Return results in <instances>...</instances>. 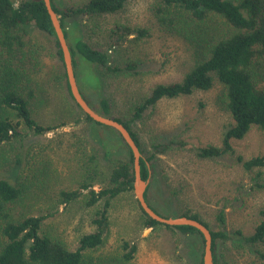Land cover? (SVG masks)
<instances>
[{
	"label": "rangeland",
	"instance_id": "1",
	"mask_svg": "<svg viewBox=\"0 0 264 264\" xmlns=\"http://www.w3.org/2000/svg\"><path fill=\"white\" fill-rule=\"evenodd\" d=\"M82 1L54 0L58 6ZM152 2L129 0L117 13L67 20L68 27L106 51L111 57L110 63L119 68L109 72L103 66L84 64L76 56V80L86 99L96 105L100 98H108L114 117L129 119L132 104L156 83L179 80L194 60L191 45L159 25L151 10ZM116 24L145 27L149 33L142 38L130 34L128 41L112 46L109 32ZM27 38L36 43L43 54L41 67L39 65L41 88L32 102L33 113L43 123L66 121L67 124L43 135L27 134L24 129L14 146L4 145L2 155L7 160L2 156L0 163L9 171L7 175L17 176L19 181L33 174H37L39 181L37 194L24 197L13 212L47 215L45 232L75 248L79 236L95 229V214L102 206L87 207L83 198L64 205L56 198V192L77 186L83 172L79 161L83 149L91 155L98 152L97 163L103 170L120 158L126 159L128 151L119 135L108 126L84 120L73 122L79 110L65 87L55 80L61 63L57 57H52L54 38L33 24L29 26ZM130 60L137 63L134 70L125 69ZM222 89L215 79L208 90L162 98L145 109L140 119L129 123L139 137L142 156L151 158L148 161L149 202L163 215L172 217L189 209L198 213L210 229L223 231L228 238L217 243L218 264H264V258L255 247L251 249L239 237L250 235L261 219L264 166L245 170L237 159L262 153L264 132L254 125L242 138L231 141L232 151L212 158L196 155L200 146L221 145L223 131L231 121L222 102ZM72 134L84 138L86 143L80 146L82 150ZM20 156L23 162L17 165ZM42 160L44 163L37 165ZM46 160L50 163H45ZM220 211L223 212L222 223L217 219ZM106 215L104 243L90 251V256L119 257L128 250L129 244H135L129 264H197L200 259L197 234L164 226L143 227L134 193H123L115 198ZM124 243H128L127 248ZM256 249L264 250V243Z\"/></svg>",
	"mask_w": 264,
	"mask_h": 264
},
{
	"label": "trees",
	"instance_id": "2",
	"mask_svg": "<svg viewBox=\"0 0 264 264\" xmlns=\"http://www.w3.org/2000/svg\"><path fill=\"white\" fill-rule=\"evenodd\" d=\"M129 0H84L75 5L58 6L54 0L51 5L59 16L71 55L76 76V56L84 64L103 66L109 72L118 71L111 62L110 55L102 48L84 40L67 25V20L83 16L105 13H117ZM151 10L159 25L167 32L186 40L193 49L191 66L177 81L156 83L148 93L131 107V117L123 119L111 115V101L102 97L97 104L86 99L84 90L79 89L92 108L99 113L121 122L129 130L141 154L143 150L138 135L132 130L129 121L140 119L145 109L154 106L162 98H174L191 94L194 90H208L215 79L221 83L222 102L231 117L222 134L221 145L200 146L196 155L200 158L218 157L232 151L231 141L242 138L252 126L264 132V0H153ZM54 38L52 57L61 63L55 80L61 83L79 113L74 123L82 120L102 125L92 120L74 102L69 90L62 53L55 32L44 6L43 0H0V161L4 145L14 143L25 133L43 135L67 124L60 121L55 124L39 121L33 113V100L41 88L40 63L42 53L36 43L27 38L30 25ZM135 33L137 38L147 36L145 27H131L116 24L109 32L112 46L128 41V35ZM52 46V47H53ZM40 65V67H39ZM137 63L130 60L125 69L134 70ZM39 67V68H38ZM46 76L45 80L48 81ZM44 80V81H45ZM83 90V91H82ZM109 129L114 130L109 127ZM127 148V158L113 162L106 170L100 168L98 152L87 154L80 146L86 142L79 134L76 143L79 146L80 164L83 168L76 187L56 192V198L64 205L79 198L85 200L87 207L101 205L94 218L96 227L78 238V245L70 248L57 236H50L44 230L47 215L21 212L15 214V208L24 197L37 194V174L25 180L6 174L0 163V264H129L136 250L135 244L124 243L128 250L119 257L89 255L104 243L107 227V210L115 198L123 193L133 194V155ZM157 148V146H155ZM107 153V152H106ZM4 157V156H3ZM5 158V157H4ZM7 160V158H5ZM151 158H140V173L143 179L150 176ZM245 170L264 166V150L248 159L237 157ZM23 162L21 156L18 164ZM34 163L35 160L33 161ZM44 160L37 163L40 165ZM45 163H50L46 160ZM97 185V186H96ZM147 189L144 196L150 207L162 216L148 200ZM142 226L179 230L182 233L197 234L200 237V259L202 264L203 236L196 228L187 225L170 226L149 217L140 207ZM177 216H188L199 220L209 229L208 224L189 209ZM261 219L250 235L239 236L244 243L264 258V250L256 247L264 243V210ZM223 222V212L217 215ZM213 264H218L216 254L219 240L228 236L221 230H212ZM239 233V231H238ZM234 238L238 236H233Z\"/></svg>",
	"mask_w": 264,
	"mask_h": 264
},
{
	"label": "water",
	"instance_id": "3",
	"mask_svg": "<svg viewBox=\"0 0 264 264\" xmlns=\"http://www.w3.org/2000/svg\"><path fill=\"white\" fill-rule=\"evenodd\" d=\"M44 6L47 10L49 18L51 20L56 39L58 40L59 47L62 53V61L65 68L66 78L69 85V90L72 95L74 102L80 107V109L88 115L92 120L99 122L103 125L109 126L116 130L122 140L126 143L133 155V174L134 179L132 182L133 193L137 199L140 207L143 211L151 218L156 221L170 225V226H179L187 225L192 226L199 230L202 234L203 242V252H202V264H213V255H212V235L210 229L200 222L197 219L188 217V216H162L156 211H154L148 202L145 199L144 193L147 187L148 179H143L140 173V158L142 156L139 147L137 146L135 140L130 134L129 130L125 127L124 124L115 120L110 116L103 115L97 110L92 108L90 104L83 97L76 80V76L72 64V55L67 44L66 37L64 35L59 16L53 9L51 5V0H43Z\"/></svg>",
	"mask_w": 264,
	"mask_h": 264
}]
</instances>
